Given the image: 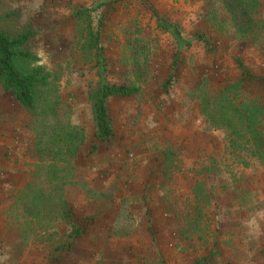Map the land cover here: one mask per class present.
I'll list each match as a JSON object with an SVG mask.
<instances>
[{
    "label": "rangeland",
    "instance_id": "rangeland-1",
    "mask_svg": "<svg viewBox=\"0 0 264 264\" xmlns=\"http://www.w3.org/2000/svg\"><path fill=\"white\" fill-rule=\"evenodd\" d=\"M149 7L188 45L158 30ZM25 29L37 58L29 66H41L48 84L33 114L0 86V264H224L209 242L207 174H229L232 187L238 175L264 173V0H0V31ZM238 64L253 78L230 89ZM99 78L139 87L107 98L108 141L94 137L86 99ZM243 96L262 110L256 131L245 125ZM197 143L199 195L167 197ZM165 199L175 220L166 235L135 216ZM61 200L82 227L64 253L53 250L69 229Z\"/></svg>",
    "mask_w": 264,
    "mask_h": 264
},
{
    "label": "crops",
    "instance_id": "crops-1",
    "mask_svg": "<svg viewBox=\"0 0 264 264\" xmlns=\"http://www.w3.org/2000/svg\"><path fill=\"white\" fill-rule=\"evenodd\" d=\"M150 120L152 121V118ZM197 147H199L198 143L192 148L189 158L178 161L183 163H180L182 168L172 175L174 192L167 197L179 201L188 196L193 200L199 195L201 189L199 182L202 178L198 175L201 159ZM142 165L144 163L140 166ZM151 175L153 176L154 173ZM169 175L170 173H167L165 178L167 179ZM231 179L229 174L217 178L214 169L207 174L205 192L209 203L207 208L211 218L210 229L214 233V237L209 240L212 256L222 260L224 264H264V173L254 176L238 175L236 184L232 186L234 189L230 187ZM219 181L223 185L222 195H219L220 189L216 184ZM152 183L157 184L154 186L158 188V198L163 192L165 193L163 196H166L167 184L160 186L161 180L154 181V179ZM179 208V206L176 208L178 213ZM138 214L135 215L136 220L139 221L138 218L144 217L143 223L145 221L151 229L158 225L163 229L164 235L167 228L175 222L171 219L166 199L162 205L143 208ZM168 237L160 239L157 243L161 244V241L165 243ZM151 241L153 244L156 243L155 239Z\"/></svg>",
    "mask_w": 264,
    "mask_h": 264
},
{
    "label": "trees",
    "instance_id": "trees-1",
    "mask_svg": "<svg viewBox=\"0 0 264 264\" xmlns=\"http://www.w3.org/2000/svg\"><path fill=\"white\" fill-rule=\"evenodd\" d=\"M98 4L92 8L96 9ZM253 5L256 6L255 4ZM149 10L158 30L168 33L178 47L186 44L188 45L189 42L181 37L175 24L167 22V20L163 16H160L154 9L149 7ZM85 11L86 9H78L75 11V14L81 16ZM31 35L32 33L29 29H25L14 35H9L0 31V86L4 92L11 94L24 110L33 114L36 108L39 107L37 99L40 93L47 87L48 74L44 72L41 66H29L30 63L37 60L36 56L27 48V43ZM90 37V45H88V48H94L96 63L103 64V58L101 56L103 48L99 43V35L93 36L90 34ZM196 38L204 42V48H208V43L204 36L200 35ZM238 66L240 68L239 79L230 89H233L234 86L239 87L243 81L253 78L241 67V65L238 64ZM101 68H103V66ZM99 74V76H102L101 71H99ZM171 76L170 74L161 84L163 93L167 92ZM227 91H229V89H227ZM138 92V86L125 83L107 84L101 78L93 84H88L86 99L90 106L93 135L96 140L108 141L112 136V128L106 109L107 98L114 96L128 97L136 95ZM239 104L246 127L256 131L261 122L260 113L262 110L257 107L251 99L245 96L240 98ZM60 210V215L66 221L69 229L64 234L65 239L61 243L55 245L53 250L64 253L70 250L73 239L80 235L82 227L76 226L71 222L68 201H60ZM59 257L60 254H57L54 259L57 260Z\"/></svg>",
    "mask_w": 264,
    "mask_h": 264
}]
</instances>
